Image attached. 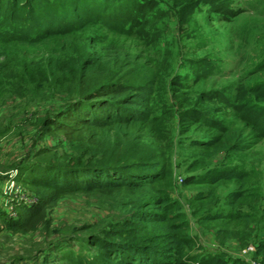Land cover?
<instances>
[{"label": "rangeland", "instance_id": "1", "mask_svg": "<svg viewBox=\"0 0 264 264\" xmlns=\"http://www.w3.org/2000/svg\"><path fill=\"white\" fill-rule=\"evenodd\" d=\"M127 1L110 0L108 8H114L101 14L103 22L97 18L72 32L45 34L34 46L0 39V264H100L97 248L80 229L120 228L131 207L155 196L166 199L182 226V260L188 264L212 256L260 264L264 0H144L140 4L153 8L146 6L143 25L129 29L127 22L114 29L117 14L130 9ZM59 15L53 19L68 21ZM93 57L112 62L102 77L82 86L154 82L150 121L134 130L139 142L129 149L137 145L166 174L143 189L66 193L50 211L48 225L13 233L8 222L17 218L18 206L36 200L30 178L38 168L26 164L66 163L72 152L74 140L58 127L67 125L63 112L71 109L79 75L64 69ZM187 113L206 114L207 122L189 120ZM46 114L56 125L40 123ZM81 135L86 134L75 141ZM207 140L218 146L207 148ZM222 172L240 176L213 180Z\"/></svg>", "mask_w": 264, "mask_h": 264}, {"label": "trees", "instance_id": "2", "mask_svg": "<svg viewBox=\"0 0 264 264\" xmlns=\"http://www.w3.org/2000/svg\"><path fill=\"white\" fill-rule=\"evenodd\" d=\"M81 1L82 4L88 2V5L80 8ZM217 1L198 0L196 3L210 2L214 5ZM141 2L144 0H128V13L119 12L113 28L121 30L120 24L127 22L129 29L143 25L146 9L153 8V4L146 7ZM108 3L110 0H0V39L34 46L45 34L72 32L90 25L97 18L103 22L101 14L106 15L114 8H108ZM58 14L69 23L63 20L61 24L53 19ZM126 14L130 17L123 19ZM111 62L108 58L93 57L65 67L64 71L79 75V84L74 85L69 99L71 109L63 112L67 114V125L58 127L67 128L66 137L69 141L74 140L72 152L66 163L33 161L26 164L27 168H38L34 173L38 176L30 178L36 200L31 206H18L17 218L8 222L13 233H28L48 225L50 211L66 193L143 189L156 184L166 174L165 169L159 168L158 163L137 145L129 149V145L139 142L134 130L150 121L149 106L154 82L136 85L102 81L81 85L90 78L102 77ZM260 112L264 116V107ZM185 116L194 122H207L204 121L206 114L187 113ZM43 118L41 124L49 119L56 125L53 115L46 114ZM50 126L49 123L43 124L45 129ZM81 133L86 135L75 141ZM202 144L207 148L218 146L211 140ZM239 176L236 172H222L214 175L213 180ZM129 211V217L124 219L120 228L117 223L116 227L98 233L87 231L85 226L80 229L84 239L97 248L100 264H188L182 260L186 243L180 233L182 226L174 221L164 197L155 196ZM256 252L262 256L260 264H264V242L257 246ZM197 264L249 263L239 260L226 263L220 257L212 256Z\"/></svg>", "mask_w": 264, "mask_h": 264}, {"label": "built area", "instance_id": "3", "mask_svg": "<svg viewBox=\"0 0 264 264\" xmlns=\"http://www.w3.org/2000/svg\"><path fill=\"white\" fill-rule=\"evenodd\" d=\"M33 202L31 201V202H28V204H32Z\"/></svg>", "mask_w": 264, "mask_h": 264}]
</instances>
